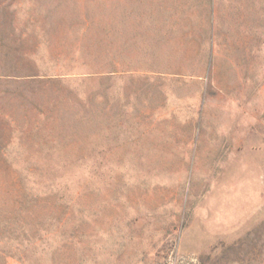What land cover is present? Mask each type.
I'll return each instance as SVG.
<instances>
[{"label":"rangeland","instance_id":"1","mask_svg":"<svg viewBox=\"0 0 264 264\" xmlns=\"http://www.w3.org/2000/svg\"><path fill=\"white\" fill-rule=\"evenodd\" d=\"M0 264H264V0H0Z\"/></svg>","mask_w":264,"mask_h":264}]
</instances>
